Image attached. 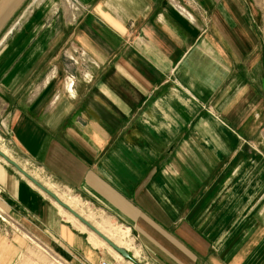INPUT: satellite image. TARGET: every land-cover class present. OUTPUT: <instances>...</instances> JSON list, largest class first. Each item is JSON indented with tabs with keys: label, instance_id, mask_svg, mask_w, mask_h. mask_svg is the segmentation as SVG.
Returning a JSON list of instances; mask_svg holds the SVG:
<instances>
[{
	"label": "crops",
	"instance_id": "crops-1",
	"mask_svg": "<svg viewBox=\"0 0 264 264\" xmlns=\"http://www.w3.org/2000/svg\"><path fill=\"white\" fill-rule=\"evenodd\" d=\"M250 16L248 0H0V119L52 180L33 176L67 187L57 194L107 236L102 220L128 229L132 257L264 264V58ZM2 162L16 219L77 264H133ZM18 240L0 226V264Z\"/></svg>",
	"mask_w": 264,
	"mask_h": 264
},
{
	"label": "rangeland",
	"instance_id": "rangeland-1",
	"mask_svg": "<svg viewBox=\"0 0 264 264\" xmlns=\"http://www.w3.org/2000/svg\"><path fill=\"white\" fill-rule=\"evenodd\" d=\"M248 3L250 4L251 8V16L250 20L251 23L254 25V30L258 35L259 38V44L261 46V53L264 58V0H248ZM0 148L6 151V154L9 155L11 158L19 161L22 164V167H24L28 172H30L32 175L36 174L39 178H44L41 175H39L38 172L34 170H39L42 172L43 175L47 176L50 180H52L49 175H47L42 169L37 167L35 163L28 160L25 156H23L22 152H20L16 146L15 142L10 134V130L7 126V124L3 121V119H0ZM0 163H3L0 159ZM35 175V176H36ZM44 182H47L51 188L61 194V195H71L67 192V187L59 185L56 182L54 183L43 179ZM71 193H77L76 191H73L70 189ZM63 196V198H65ZM80 197L83 200H86L82 195ZM91 207L96 211H101L104 214L108 215L110 219L114 222L121 223L120 221H117L114 219L109 212H107L105 209H103L99 204L91 203ZM61 213V212H60ZM90 214V213H89ZM0 215H2L4 218L2 219L0 217V226L6 230V232L11 235V237H14L15 239H19L18 242L20 243V251L15 257L12 264H77L78 261L72 259V257L67 256V254L60 249V247H57L55 245H52L48 242V240L43 237V235H40L38 232L34 231L33 229H30L26 222L16 219L13 216V213L8 209L6 205H1L0 202ZM62 217L64 219H67V216L63 215L61 213ZM91 215V214H90ZM93 220L95 223H97L96 219L97 216H99L98 213L92 214ZM91 215V216H92ZM102 223H105L104 228L107 229L108 235L114 239L118 244L122 246H129L128 244L131 242V237L129 235L128 229H123L118 225L113 224L110 221H104L102 220ZM8 230V231H7ZM127 230V232H126ZM131 232V231H130ZM132 235V234H131ZM133 236V235H132ZM134 241L136 244H138V241L133 236ZM101 241V240H100ZM103 243V242H102ZM140 252L134 250L133 254L135 257H133L134 260L139 261L141 263H155L153 260H148L146 258L147 253L139 246ZM110 249V248H109ZM113 255V254H112ZM113 263L116 264H124L123 261L113 255V258H111Z\"/></svg>",
	"mask_w": 264,
	"mask_h": 264
},
{
	"label": "water",
	"instance_id": "water-1",
	"mask_svg": "<svg viewBox=\"0 0 264 264\" xmlns=\"http://www.w3.org/2000/svg\"><path fill=\"white\" fill-rule=\"evenodd\" d=\"M0 157L13 167L15 171H17L22 177L31 181L39 190L43 191L48 197L55 200V202L60 205L63 209L69 211L75 218H77L83 225H85L89 230L93 231L99 238H101L107 245H109L113 250L119 253L123 258L130 260L134 264H143L139 261L133 259L132 255L122 246H119L116 242H114L111 238H109L106 234H104L99 228H97L91 221L87 220L84 216H82L77 210L68 205L65 201H63L57 193L50 190L46 187L41 181L33 177L27 170H25L17 161L13 158L9 157L6 153H4L0 149Z\"/></svg>",
	"mask_w": 264,
	"mask_h": 264
},
{
	"label": "bare ground",
	"instance_id": "bare-ground-1",
	"mask_svg": "<svg viewBox=\"0 0 264 264\" xmlns=\"http://www.w3.org/2000/svg\"><path fill=\"white\" fill-rule=\"evenodd\" d=\"M1 149V148H0ZM2 150V149H1ZM3 151V150H2ZM4 152V151H3ZM5 153V152H4ZM9 156V155H8ZM10 157V156H9ZM0 159H1V161L3 160L1 157H0ZM4 161V160H3ZM5 162V161H4ZM26 170V169H25ZM31 174V173H30ZM32 175V174H31ZM33 176V175H32ZM33 177H35V176H33ZM36 178V177H35ZM37 179V178H36ZM39 180V179H38ZM29 181V180H28ZM40 181V180H39ZM30 183H31V181H29ZM42 183V182H41ZM31 184H33V183H31ZM44 184V183H43ZM34 185V184H33ZM45 185V184H44ZM35 186V185H34ZM46 186V185H45ZM36 187V186H35ZM47 187V186H46ZM37 188V187H36ZM49 188V187H48ZM38 189V188H37ZM50 189V188H49ZM50 190H52V189H50ZM41 191V190H40ZM52 191H54V190H52ZM43 192V191H42ZM55 192V191H54ZM44 193V192H43ZM55 193H57V192H55ZM45 194V193H44ZM58 195V194H57ZM59 196V195H58ZM60 197V196H59ZM50 198V197H49ZM61 198V197H60ZM52 199V198H51ZM62 199V198H61ZM63 200V199H62ZM52 201L57 205V206H59L60 208H62L60 205H58L56 202H55V200L54 199H52ZM64 201V200H63ZM67 203V202H66ZM68 204V203H67ZM69 205V204H68ZM72 207V206H71ZM73 208V207H72ZM63 209V208H62ZM63 210H65V209H63ZM66 212H68L71 216H73L69 211H67V210H65ZM82 215V214H81ZM83 216V215H82ZM73 218L74 219H76L78 222H80L77 218H75L74 216H73ZM88 220V219H87ZM81 223V222H80ZM82 224V223H81ZM83 225V224H82ZM86 229H88L85 225H83ZM98 228V227H97ZM89 230V229H88ZM89 231H91V230H89ZM95 236H97L93 231H91ZM126 232H127V230H126ZM109 237V236H108ZM97 238H99L98 236H97ZM109 238H111V237H109ZM99 239H101V238H99ZM112 239V238H111ZM102 240V239H101ZM113 240V239H112ZM103 241V240H102ZM114 241V240H113ZM104 242V241H103ZM115 242V241H114ZM105 243V242H104ZM117 243V242H116ZM106 245H107V243H105ZM118 244V243H117ZM119 246H122V245H120V244H118ZM111 250H113L109 245H107ZM123 247V246H122ZM125 248V247H124ZM126 249V248H125ZM126 250H128V249H126ZM115 253H117L115 250H113ZM119 256H121L119 253H117ZM122 257V256H121ZM130 261V260H129ZM133 263V262H132ZM134 264V263H133Z\"/></svg>",
	"mask_w": 264,
	"mask_h": 264
},
{
	"label": "built area",
	"instance_id": "built-area-1",
	"mask_svg": "<svg viewBox=\"0 0 264 264\" xmlns=\"http://www.w3.org/2000/svg\"><path fill=\"white\" fill-rule=\"evenodd\" d=\"M72 1L74 2L75 0H72ZM0 217H1L2 219L4 218L2 215H0ZM99 264H109V262L106 261V260H101Z\"/></svg>",
	"mask_w": 264,
	"mask_h": 264
}]
</instances>
